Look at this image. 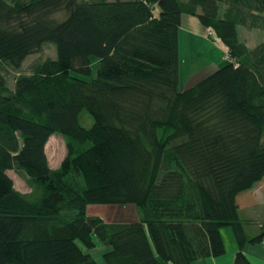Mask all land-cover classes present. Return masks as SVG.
I'll use <instances>...</instances> for the list:
<instances>
[{
	"label": "trees",
	"instance_id": "16d2710c",
	"mask_svg": "<svg viewBox=\"0 0 264 264\" xmlns=\"http://www.w3.org/2000/svg\"><path fill=\"white\" fill-rule=\"evenodd\" d=\"M184 14L228 62L179 89ZM238 26L264 33V0H0V264H98V244L103 264H196L225 252V225L234 264H251L242 247L264 228L247 238L238 203L264 181V39L249 48ZM92 58V78L73 76ZM55 133L66 153L51 168ZM95 204L138 216L106 221L86 213Z\"/></svg>",
	"mask_w": 264,
	"mask_h": 264
},
{
	"label": "rangeland",
	"instance_id": "374dc122",
	"mask_svg": "<svg viewBox=\"0 0 264 264\" xmlns=\"http://www.w3.org/2000/svg\"><path fill=\"white\" fill-rule=\"evenodd\" d=\"M187 15V14H185ZM56 16L61 18L63 17L62 12L56 13ZM185 22V21H184ZM188 26H192V23L187 22ZM203 27V26H202ZM238 34L241 41L245 42V44L249 48H253L258 42H261L264 39V33L260 29H247L243 26H238ZM202 36L204 39H200L198 43L193 44V41L189 42L188 48L190 52V56H195V61L192 62L193 67H197L194 73L192 74H198L197 70L201 69L200 65L208 64V63H215L218 67L223 66L228 62V58H224V48L220 45V43L217 40L213 39V36L208 35V29L206 27H203L201 30ZM216 45V46H215ZM209 46H211L210 49ZM54 55V46L48 45L45 46L39 53L33 54L26 58V60L23 62L21 71L22 72H28L30 69V66L32 63L41 61L44 58L47 57H53ZM188 54H183L181 52L180 56V64L183 66L184 63L181 62V59L186 60ZM183 56V57H182ZM96 62L97 59L92 58L91 60V68L92 72L89 76L79 75L76 73H73V76L84 78V79H90L95 75V68H96ZM179 68V89H182V86L185 84L186 77L188 75L187 72H183V67ZM14 73H11L7 75L8 80V87L13 88L12 81L14 80ZM80 123L88 127L92 124V118L87 112V110H82L80 113ZM45 150L47 153L48 162L51 168H56L59 166L62 158L64 157L66 153V146H65V137L59 133H55L49 137V140L45 146ZM9 177L12 179L14 187L23 192V193H29L31 191V188L29 187L25 175L20 171H8ZM74 212L70 211L69 214H72ZM86 213L89 216H100L106 221H130L137 219V209L133 204L128 205H118V204H95V205H87L86 207ZM261 217L264 215V213L259 214ZM252 226L257 227L256 224H253ZM225 228L231 229L230 225H225L220 228V234L221 230H224ZM222 237V236H221ZM99 244L96 247V250L92 252V256L95 258L97 263L99 261L101 262V259L99 257L101 250L98 248Z\"/></svg>",
	"mask_w": 264,
	"mask_h": 264
},
{
	"label": "crops",
	"instance_id": "0c3cea01",
	"mask_svg": "<svg viewBox=\"0 0 264 264\" xmlns=\"http://www.w3.org/2000/svg\"><path fill=\"white\" fill-rule=\"evenodd\" d=\"M187 22L192 23V26H188ZM202 28L203 27L201 23L196 19V17L185 14L182 16L181 25L178 29L179 59L181 56V52L183 54H188L186 60L181 59V62L184 63L183 66L180 64L179 60V68L182 66L184 68L183 72L188 73L185 84L182 86V88L184 86L192 84L193 80L199 78L205 71H212L215 68H218L215 63L211 62L198 66L201 68L197 70V72L199 73L192 74L196 71L195 69L197 68L193 67L194 63L192 64V62H194L196 58L195 56H190L188 45L191 40L193 41V44H196L200 39H204V37L202 36L203 34L200 31ZM210 48L211 46H209L208 49ZM223 50V56L224 58H227L225 48ZM239 199L240 201L238 203V212L240 218L244 221V234L247 238H252L260 234V232L264 228V215L262 217L259 215L260 213H264V181L255 183L253 188L243 193V195H241ZM253 224H256L257 227L252 226ZM221 236L224 243L225 252L217 257H207L199 259L196 261V264H234V259L237 251L239 250V247L233 230L225 228L224 230H221ZM98 248L100 250H103L104 246L99 244ZM242 251L251 262V264H264V239L256 243L246 242L242 247ZM98 264L103 263L99 261ZM163 264L167 263L163 262Z\"/></svg>",
	"mask_w": 264,
	"mask_h": 264
}]
</instances>
